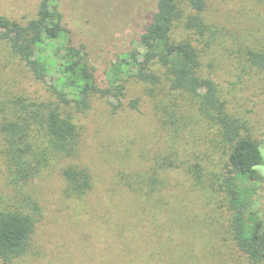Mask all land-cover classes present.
Here are the masks:
<instances>
[{
  "label": "rangeland",
  "instance_id": "rangeland-1",
  "mask_svg": "<svg viewBox=\"0 0 264 264\" xmlns=\"http://www.w3.org/2000/svg\"><path fill=\"white\" fill-rule=\"evenodd\" d=\"M41 2L0 0V15L26 24L38 17ZM156 2L59 0L72 41L86 46L99 82L105 83L106 70L119 55L138 45ZM206 16L205 35L197 42L204 77L218 84L225 118L260 143L264 158V63L256 58H264V1L210 0ZM46 88L0 39V120L12 114L19 97L37 101ZM126 88L119 107L95 96L88 110L73 113L80 132L77 154L50 155L33 180L13 176L9 141L0 133V212L26 214L34 222L26 253L5 264H256L236 245L233 192L225 181L232 144L218 126L198 116L195 101L171 94L172 114L186 113L195 122L194 137L184 142L191 149L187 154L195 155L165 173L166 206L156 212L130 188H139L155 159L169 149L148 93L152 86L132 79ZM31 139L38 149L47 146L45 132H34ZM69 164L90 171L93 185L87 194L68 191L62 170ZM190 165L196 166V186ZM255 170L262 178L233 181L244 212L256 211L264 220V164Z\"/></svg>",
  "mask_w": 264,
  "mask_h": 264
},
{
  "label": "trees",
  "instance_id": "trees-1",
  "mask_svg": "<svg viewBox=\"0 0 264 264\" xmlns=\"http://www.w3.org/2000/svg\"><path fill=\"white\" fill-rule=\"evenodd\" d=\"M209 1L157 0L156 11L141 33L138 45L108 66L105 83L98 81L86 46L73 43L72 31L65 26L59 0H42L38 17L26 24L0 15V39L9 44L31 75L47 87L45 97L37 101L28 102L19 97L12 114L0 120V133L9 141L13 176L27 182L41 174L42 163L47 165L50 155L62 159L77 154L80 132L73 122V113L88 110L93 97L103 96L120 106L130 80L150 84L152 88L148 93L155 101L169 151L163 159H155L139 188L132 185L130 188L150 200L147 203L157 212L166 206L163 202V191L168 186L165 173L179 168L195 155L193 150L187 154L191 149L184 143L185 139L194 137L195 122L186 113L172 114L171 94H180L191 103L195 101L198 116L218 126L232 144L227 163L229 176L225 181L228 191L233 192L235 214L232 223L236 245L252 262L264 264V220L256 211L244 212L245 204L233 181L262 178L255 167L264 164V158L260 143L242 136L237 122L225 118V101L220 96L218 84L204 77L197 42L206 32ZM256 58L264 63L262 55ZM131 106L137 109L138 100H133ZM34 132L47 134V146L38 149L31 139ZM188 170L196 186V166L190 165ZM62 174L70 193L82 196L92 189V175L87 168L69 164ZM33 231L34 222L30 216L0 212V257L4 264L26 253Z\"/></svg>",
  "mask_w": 264,
  "mask_h": 264
}]
</instances>
